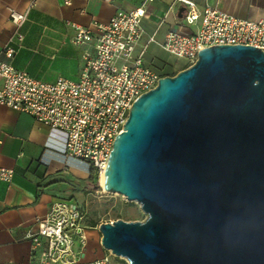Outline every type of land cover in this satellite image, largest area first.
<instances>
[{"label":"water","instance_id":"95a60500","mask_svg":"<svg viewBox=\"0 0 264 264\" xmlns=\"http://www.w3.org/2000/svg\"><path fill=\"white\" fill-rule=\"evenodd\" d=\"M104 189L147 216L99 226L130 264H264V52L202 49L140 96Z\"/></svg>","mask_w":264,"mask_h":264},{"label":"built area","instance_id":"2783aa9c","mask_svg":"<svg viewBox=\"0 0 264 264\" xmlns=\"http://www.w3.org/2000/svg\"><path fill=\"white\" fill-rule=\"evenodd\" d=\"M177 1L184 7L180 27L167 33L161 43L152 35L138 52L145 35L143 21L154 0L117 13L108 24L94 25V31L73 25V44L85 48L78 81L60 78L48 84L16 69L7 60L17 54L23 36L11 37L0 54V105L63 131L67 135L66 158L85 164L93 178L101 179L134 102L169 76L146 63L150 45L157 44L165 53L183 60L187 68L195 63L198 52L208 47L243 45L264 52V19L243 20L210 7L198 12L193 2ZM12 20L20 25L26 15L12 14ZM197 22L196 30H189ZM14 175L13 169L0 167V181L10 183ZM86 219L77 202H54L25 236L32 243L33 253L39 252L35 264H112L111 254L84 260ZM77 240L81 248L76 252Z\"/></svg>","mask_w":264,"mask_h":264},{"label":"crops","instance_id":"0c3cea01","mask_svg":"<svg viewBox=\"0 0 264 264\" xmlns=\"http://www.w3.org/2000/svg\"><path fill=\"white\" fill-rule=\"evenodd\" d=\"M145 0H0V54L11 37L23 36L10 60L35 80L53 84L63 78L78 81L84 47L73 44V25L95 30L119 12H129ZM198 12L215 8L243 20L264 19V0H188ZM184 7L177 0H154L143 21L145 35L139 48L154 35L158 43L183 22ZM12 14L26 15L17 25ZM195 27L189 30L195 31ZM157 44L149 46L146 63L158 70L164 56ZM170 56V55H169ZM67 135L37 122L30 115L0 105V167L13 169L10 183L0 181V264H35L39 252L25 239L37 218L45 217L58 200L77 202L88 215L91 170L66 158ZM88 220V216L87 219ZM87 229L99 231L90 223ZM88 235V234H87ZM89 239V238H88ZM109 255L99 248L92 261Z\"/></svg>","mask_w":264,"mask_h":264},{"label":"rangeland","instance_id":"374dc122","mask_svg":"<svg viewBox=\"0 0 264 264\" xmlns=\"http://www.w3.org/2000/svg\"><path fill=\"white\" fill-rule=\"evenodd\" d=\"M158 71L163 75L175 76L185 69L184 61L173 56H164ZM91 194L87 196L88 220L85 223H97L99 226L104 223H113L117 220L126 222H144L147 216L142 211L141 205L137 202H130L125 196L113 194L101 188V179H93ZM88 241L85 247L87 257L97 255L99 248L105 253L111 254L101 245L102 234L100 231L87 229ZM81 248L78 240L75 242L74 250ZM112 264H130L123 258L111 254Z\"/></svg>","mask_w":264,"mask_h":264},{"label":"bare ground","instance_id":"6f19581e","mask_svg":"<svg viewBox=\"0 0 264 264\" xmlns=\"http://www.w3.org/2000/svg\"><path fill=\"white\" fill-rule=\"evenodd\" d=\"M104 186H105V173L104 175L101 176V188L104 189Z\"/></svg>","mask_w":264,"mask_h":264},{"label":"trees","instance_id":"16d2710c","mask_svg":"<svg viewBox=\"0 0 264 264\" xmlns=\"http://www.w3.org/2000/svg\"><path fill=\"white\" fill-rule=\"evenodd\" d=\"M185 68H187V67H185ZM92 178H93V175L91 174V176H90V179H89V180H92ZM97 225H98L97 223H93V226H94V227H97Z\"/></svg>","mask_w":264,"mask_h":264}]
</instances>
